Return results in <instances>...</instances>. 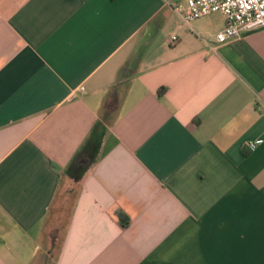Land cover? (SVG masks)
Segmentation results:
<instances>
[{
	"label": "crops",
	"instance_id": "0c3cea01",
	"mask_svg": "<svg viewBox=\"0 0 264 264\" xmlns=\"http://www.w3.org/2000/svg\"><path fill=\"white\" fill-rule=\"evenodd\" d=\"M183 1L0 0V264H264V27Z\"/></svg>",
	"mask_w": 264,
	"mask_h": 264
},
{
	"label": "built area",
	"instance_id": "2783aa9c",
	"mask_svg": "<svg viewBox=\"0 0 264 264\" xmlns=\"http://www.w3.org/2000/svg\"><path fill=\"white\" fill-rule=\"evenodd\" d=\"M172 9L180 20L179 25L188 27L192 20L212 13L221 14L224 27L215 35L218 43L264 27V0H184ZM177 41V34L169 35L170 45ZM262 141L260 138L251 140L246 143V149L254 150Z\"/></svg>",
	"mask_w": 264,
	"mask_h": 264
},
{
	"label": "trees",
	"instance_id": "16d2710c",
	"mask_svg": "<svg viewBox=\"0 0 264 264\" xmlns=\"http://www.w3.org/2000/svg\"><path fill=\"white\" fill-rule=\"evenodd\" d=\"M162 92H163V88L160 89L159 93H162ZM94 132H97V130L95 128L92 129V131L90 133V138H88V139H90V141H92V146H93V149L90 151L89 155L85 156V155H83L81 153H76L72 157V160L70 161V163L68 164V166L66 168V171H65L66 174L74 182H77L97 159L98 149H99V146H100V141H101L102 134L99 133L98 136H93ZM83 147H82V150H85ZM74 195H75V193H71L67 197V206H66V211H65V213L67 215H68V213L70 211V208L72 206L71 203H72V198H73ZM57 196H59V194H57ZM60 208L63 209V206L60 207ZM62 209H58L57 211H59L61 213H64ZM121 220L124 221L122 217H121ZM124 223L126 224L127 221H124Z\"/></svg>",
	"mask_w": 264,
	"mask_h": 264
},
{
	"label": "rangeland",
	"instance_id": "374dc122",
	"mask_svg": "<svg viewBox=\"0 0 264 264\" xmlns=\"http://www.w3.org/2000/svg\"><path fill=\"white\" fill-rule=\"evenodd\" d=\"M53 256L55 255V253L53 252V254H52Z\"/></svg>",
	"mask_w": 264,
	"mask_h": 264
}]
</instances>
